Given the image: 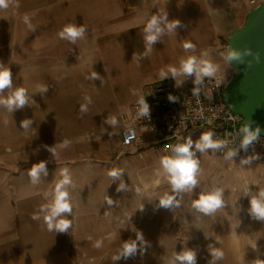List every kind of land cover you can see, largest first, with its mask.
<instances>
[{
	"label": "crops",
	"instance_id": "1",
	"mask_svg": "<svg viewBox=\"0 0 264 264\" xmlns=\"http://www.w3.org/2000/svg\"><path fill=\"white\" fill-rule=\"evenodd\" d=\"M263 1L8 0V7L0 9V65L10 69L12 87L0 96L7 98L23 87L27 103L11 111L0 105V264H166L186 246L178 238L183 227L214 232L193 240L195 264H213L209 245L224 252L214 264L264 261V240L216 237L215 232L232 231L218 210L202 223L207 215L192 208L201 193L222 189V199L231 193L233 171L227 161L201 159L193 145L199 168L205 170L199 169L198 183L190 191L173 193L160 166L163 156L172 155L162 147V130L139 127L137 142L127 148L120 144L124 119L141 96L150 95L151 85L161 81V70L179 68L181 59L195 55L218 64L217 76L234 74L221 53L231 33ZM25 15L31 27L24 23ZM154 15L167 16L161 24L165 32L145 56L144 26ZM175 19L182 26L169 33L166 23ZM69 24L85 29L74 43L58 35ZM186 41L195 44L194 51L184 50ZM93 72L98 79L90 78ZM169 78L171 74L164 79ZM40 85L47 91H39ZM113 118L116 123H109ZM24 120L31 121L28 128L21 127ZM207 131L194 129L172 145L189 137L196 142ZM66 139L71 143L63 147ZM254 157L236 167L241 183L258 187L264 155ZM41 161L47 174L41 172L34 183L28 171ZM63 168L72 180L66 186L72 213L62 218L72 224L59 233L48 230L42 206L54 199ZM112 169L121 174L110 177ZM165 194L175 195L179 207H159ZM34 213L39 220L32 219ZM138 232L145 242L143 252ZM97 241H102L99 248ZM132 241L137 242L136 254L113 260Z\"/></svg>",
	"mask_w": 264,
	"mask_h": 264
},
{
	"label": "clouds",
	"instance_id": "2",
	"mask_svg": "<svg viewBox=\"0 0 264 264\" xmlns=\"http://www.w3.org/2000/svg\"><path fill=\"white\" fill-rule=\"evenodd\" d=\"M19 5L17 4V7ZM8 7V0H0V9ZM25 24H29V16L25 15L23 17ZM167 21V16L163 17L152 16L144 26L145 33V44L146 52L145 56L151 53L152 45L157 42L160 37L164 34L165 28L161 27V24ZM181 22L178 19L172 20L166 23V28L169 33L174 32L175 29L181 27ZM29 27L31 25L29 24ZM85 29L84 27H76L75 25H66L60 32L59 36L62 39H67L71 42H75L80 38ZM195 44L191 41H186L183 43V48L185 51L195 50ZM206 53H202V57L206 56ZM221 56L225 63L228 64H248L251 66L252 61L255 60L257 63L261 60L260 52H252L250 49L238 50L229 47L225 52L221 53ZM247 57L252 59L246 60ZM219 71V65L211 61L210 59H204L197 57L195 55H189L186 58L181 59L179 68L169 67L167 70H161L160 79L163 80L169 74L175 79L178 75L183 77H194L193 83L194 88L192 89V94L199 96L202 91V86L204 84L205 78L212 79L217 77ZM92 79H98L97 73L93 72L91 74ZM221 83L220 79H217V84ZM176 86H182V81L176 79ZM12 87V73L9 68L0 65V93L5 89ZM39 91H47V87L44 85L38 86ZM168 99L170 102H176L177 97L169 94ZM27 103V90L23 87L15 89V91L9 95L7 98L0 96V105L6 107L9 111L13 108L23 107ZM139 104V117H149L150 118V105L146 102L145 98L141 96L138 100ZM81 111H86V107L82 106ZM109 123L115 124V118L111 119ZM31 124L30 120H24L21 122V127L28 128ZM239 132L242 134V139L240 143V148L245 151L247 148L253 144L254 141L258 140L261 128L257 126L255 130L251 127V122L245 123L240 127ZM214 132L207 131L203 132L198 141L193 142L189 137L182 144L176 145H165L169 148L172 155L163 156L160 159V166L167 177V181L171 186L173 193H180L183 191H190L194 188L197 181V174L199 172V161L195 158V152L193 151V145L196 150L204 152L207 149H212L213 151L221 149L227 146L228 141L221 139H214ZM132 138H134V133L126 135L125 142L127 143ZM71 141L65 140L63 147H67ZM55 152L54 149H52ZM237 154L235 149L229 150L225 156V159H231ZM258 157H250L248 159L242 160L241 163H250L251 159ZM41 172H46V162L41 161L34 164L28 171V176L35 183L37 182ZM121 174V170L112 169L108 172L110 177H118ZM61 179L58 180L54 188V199L46 206H42V210H46L47 214L44 216V222L48 227L49 231H56L59 233H65L71 227V220L67 218H62L72 213V203L70 199L69 192L66 186L72 183L71 176L69 174L68 168H63L59 173ZM123 183L117 189L118 191L123 189ZM247 194V193H246ZM108 203L111 204L112 201L109 199ZM222 199V189H214L209 192L201 193L198 199L192 202V208L198 212L205 215H211L215 213L218 209L223 207ZM159 207L165 209H171L173 207H179V201L176 200L175 195H163L159 200ZM143 211V209H140ZM249 213L252 218L257 220H264V189H261L257 195H254L250 199V209ZM33 220H39L40 217L37 214H33ZM137 240L140 241L141 251L143 252L144 240L141 233H137ZM102 246V241H97L95 247L99 248ZM209 250L213 257V264L215 260H221L224 257V252L221 249L213 248L209 245ZM137 252V242H125L119 253L113 256V260H118L120 258H128L129 256L135 255ZM196 256L195 252L191 250H186L181 253H173L172 257L166 262V264H195ZM259 264H264V261H258Z\"/></svg>",
	"mask_w": 264,
	"mask_h": 264
},
{
	"label": "built area",
	"instance_id": "3",
	"mask_svg": "<svg viewBox=\"0 0 264 264\" xmlns=\"http://www.w3.org/2000/svg\"><path fill=\"white\" fill-rule=\"evenodd\" d=\"M232 75L205 78L199 96L192 94L194 77L181 76L152 84L150 95L145 97L150 105V118L138 116L139 104L138 101L135 102L131 107L130 116L124 119L126 124L120 135L121 146L127 148L139 140V127H145L151 132L162 130L161 143L166 150L169 148L165 145H172L184 134L197 128H206L214 132V139L228 141L226 147L214 151L219 156L225 157L232 149L237 151L232 158L248 159L258 154L264 155L263 136H259L246 151L240 148L242 134L239 129L244 125L243 118L234 113L222 98L225 85ZM176 79L182 81V86H176ZM217 79H220L221 83L217 84ZM169 94L177 97V101L170 102ZM133 133L134 138L126 143V135Z\"/></svg>",
	"mask_w": 264,
	"mask_h": 264
},
{
	"label": "water",
	"instance_id": "4",
	"mask_svg": "<svg viewBox=\"0 0 264 264\" xmlns=\"http://www.w3.org/2000/svg\"><path fill=\"white\" fill-rule=\"evenodd\" d=\"M260 52L261 60L246 64H230L234 74L226 83L222 93L224 103L243 118V124L251 122L253 130L261 128L264 137V1L248 12L242 27L235 29L227 47ZM252 59L247 57L246 60Z\"/></svg>",
	"mask_w": 264,
	"mask_h": 264
},
{
	"label": "rangeland",
	"instance_id": "5",
	"mask_svg": "<svg viewBox=\"0 0 264 264\" xmlns=\"http://www.w3.org/2000/svg\"><path fill=\"white\" fill-rule=\"evenodd\" d=\"M179 140L180 138L175 140L173 143ZM200 155H201V159L213 158V159H221L227 161V163L232 166V171H233L232 191L231 193L225 194V199L223 198V202H224L223 207L218 209L217 212V215L218 216L220 215V219L225 224H227V226L231 227L232 231H218L215 232V236L216 237L228 236L234 240L241 239L243 237H251L253 241L255 240L254 242L256 241L262 242L264 240V220H257L252 218L249 213V209H250L251 197L257 195L261 189H264V178L262 180V183H260L261 185H259L258 187H256V185L252 184L250 181L241 183L240 179L238 178L239 168H237L236 166L239 163V161L243 159H239V158L225 159L224 156L217 155L212 149H207L206 154L201 152ZM200 170L204 171L205 169L201 168ZM204 181L205 180H203V182ZM208 219L212 220L211 215H207V217L203 216L200 222L203 223ZM216 222H219L218 218H216ZM183 229H184L183 232H178V238L180 239L182 236L183 240H186L185 241L186 246L183 248V251L186 250L193 251L192 243L193 240L196 239L197 235L203 236L204 234H208V235L214 234V232H201V231L191 232L188 231L186 227H183ZM240 229H244V231ZM174 250L179 251L180 249L175 248Z\"/></svg>",
	"mask_w": 264,
	"mask_h": 264
}]
</instances>
